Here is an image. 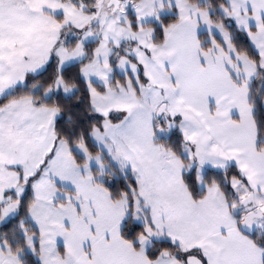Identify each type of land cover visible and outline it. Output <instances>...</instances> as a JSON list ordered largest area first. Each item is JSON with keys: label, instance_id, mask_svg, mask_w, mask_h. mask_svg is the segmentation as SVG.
Wrapping results in <instances>:
<instances>
[{"label": "snow or ice", "instance_id": "snow-or-ice-1", "mask_svg": "<svg viewBox=\"0 0 264 264\" xmlns=\"http://www.w3.org/2000/svg\"><path fill=\"white\" fill-rule=\"evenodd\" d=\"M0 264H264V0H0Z\"/></svg>", "mask_w": 264, "mask_h": 264}]
</instances>
